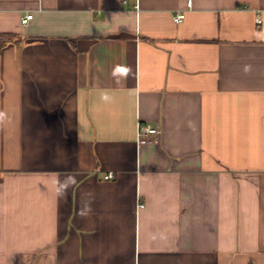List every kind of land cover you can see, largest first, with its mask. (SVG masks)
<instances>
[{
	"label": "crops",
	"instance_id": "0c3cea01",
	"mask_svg": "<svg viewBox=\"0 0 264 264\" xmlns=\"http://www.w3.org/2000/svg\"><path fill=\"white\" fill-rule=\"evenodd\" d=\"M188 1L0 0V264H264V0Z\"/></svg>",
	"mask_w": 264,
	"mask_h": 264
},
{
	"label": "built area",
	"instance_id": "2783aa9c",
	"mask_svg": "<svg viewBox=\"0 0 264 264\" xmlns=\"http://www.w3.org/2000/svg\"><path fill=\"white\" fill-rule=\"evenodd\" d=\"M188 7H192V0L188 1ZM186 15L185 13H178L174 16L173 20L175 23H181L185 19ZM33 19V14H26L21 18L22 24L27 25L31 20ZM258 24H261V19L257 20ZM162 131L158 127H154L148 124H140L138 126V132H137V141L139 144L145 143L149 137L155 136L158 137L161 135ZM115 174L113 172H109L107 175H105V179L109 180L114 178Z\"/></svg>",
	"mask_w": 264,
	"mask_h": 264
},
{
	"label": "clouds",
	"instance_id": "9594fccd",
	"mask_svg": "<svg viewBox=\"0 0 264 264\" xmlns=\"http://www.w3.org/2000/svg\"><path fill=\"white\" fill-rule=\"evenodd\" d=\"M131 72L130 68H126L120 65H117L116 68L113 71V75L116 76L119 74V76L121 77H126L129 73ZM102 100H104L105 102H109L110 101V97L107 94H103L101 97ZM3 118V114L0 113V119ZM66 190H67V185H65L64 190L58 192L59 196H63L66 194ZM92 212V208H91V201H86L83 206L80 209V216L81 217H87L88 215H90Z\"/></svg>",
	"mask_w": 264,
	"mask_h": 264
},
{
	"label": "trees",
	"instance_id": "16d2710c",
	"mask_svg": "<svg viewBox=\"0 0 264 264\" xmlns=\"http://www.w3.org/2000/svg\"><path fill=\"white\" fill-rule=\"evenodd\" d=\"M10 41H12V39H11V38H8V39H6V40L0 42V53H1L2 49H4V47H5Z\"/></svg>",
	"mask_w": 264,
	"mask_h": 264
}]
</instances>
